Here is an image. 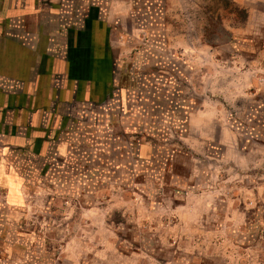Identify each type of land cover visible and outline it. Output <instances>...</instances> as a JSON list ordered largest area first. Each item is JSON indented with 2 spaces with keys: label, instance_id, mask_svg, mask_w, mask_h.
<instances>
[{
  "label": "rangeland",
  "instance_id": "374dc122",
  "mask_svg": "<svg viewBox=\"0 0 264 264\" xmlns=\"http://www.w3.org/2000/svg\"><path fill=\"white\" fill-rule=\"evenodd\" d=\"M118 24L124 74L164 80L141 103L159 132L0 196V264H264V0H136Z\"/></svg>",
  "mask_w": 264,
  "mask_h": 264
},
{
  "label": "crops",
  "instance_id": "0c3cea01",
  "mask_svg": "<svg viewBox=\"0 0 264 264\" xmlns=\"http://www.w3.org/2000/svg\"><path fill=\"white\" fill-rule=\"evenodd\" d=\"M134 1L0 0V196L9 204L41 180L83 179L134 158L159 132L141 104L159 97L155 63L126 74L119 63L118 23Z\"/></svg>",
  "mask_w": 264,
  "mask_h": 264
}]
</instances>
